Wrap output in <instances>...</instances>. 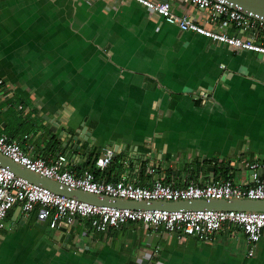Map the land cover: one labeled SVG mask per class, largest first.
I'll return each mask as SVG.
<instances>
[{
  "label": "crops",
  "instance_id": "1",
  "mask_svg": "<svg viewBox=\"0 0 264 264\" xmlns=\"http://www.w3.org/2000/svg\"><path fill=\"white\" fill-rule=\"evenodd\" d=\"M172 6L203 17L185 0ZM0 80V135L55 160L67 153L62 140L51 151V138L84 123L94 144L66 166L92 169L118 151L94 169L100 179L252 185L244 161H264V57L184 31L134 0H0ZM17 206L0 229V264H264V235L249 256L232 225L211 241L138 222L103 233L85 219L62 231L36 211L14 221Z\"/></svg>",
  "mask_w": 264,
  "mask_h": 264
},
{
  "label": "built area",
  "instance_id": "2",
  "mask_svg": "<svg viewBox=\"0 0 264 264\" xmlns=\"http://www.w3.org/2000/svg\"><path fill=\"white\" fill-rule=\"evenodd\" d=\"M134 1L166 22L177 24L184 31L204 35L235 51L248 50L264 57V20L244 13L239 6H234L228 0H185L203 13V17L196 20L191 15L178 16L173 12V3L184 0ZM230 27L235 29L234 33L229 32ZM0 152L14 162L69 188L99 196L137 201L264 199V179L261 177L264 161L260 160L244 161L254 180L252 185L237 184L232 178H225L206 183L191 180L184 186H174L162 179L154 180L152 185H143L136 178L122 177L113 181L98 178L94 169H104L112 162L115 155L112 148L95 160L92 169L83 171L67 167L66 154H60L55 160H48L41 155L29 153L20 140L7 135H0ZM153 171L149 169V172ZM16 205L21 206L24 219L36 211L37 218L47 222L51 229L60 228L63 222L69 227L79 220L88 219L92 229L109 233L128 222H138L156 229L162 228L170 233L211 241L214 233L224 226L232 225L244 233L245 241L249 245V256L254 254L264 235V211L212 208L133 209L97 204L32 183L0 162V229L5 227L6 218Z\"/></svg>",
  "mask_w": 264,
  "mask_h": 264
},
{
  "label": "water",
  "instance_id": "3",
  "mask_svg": "<svg viewBox=\"0 0 264 264\" xmlns=\"http://www.w3.org/2000/svg\"><path fill=\"white\" fill-rule=\"evenodd\" d=\"M234 6H239L241 10L254 17H259L264 20V0H228ZM240 36V35H239ZM53 131H57V127L54 125L52 127ZM59 140H62V146L66 148V153L68 156V162L70 163L79 154L76 153L81 145L91 138V142L88 144V151H91L92 145L94 144L95 138L91 136V132L88 130L86 125L82 123V128H76L75 130H61L57 136ZM71 139L70 143H67L66 139ZM61 146V148H62ZM119 152L115 151L114 157L118 156ZM83 160L85 156L81 155ZM142 160L146 161L147 156L141 157ZM0 162L4 165L9 166L17 175H20L30 182L48 187L51 190L64 194L67 196H74L81 200H86L97 204H106L116 207H129L133 209H169V210H179V209H238V210H249V211H264V199H192V200H178V201H166V200H152V201H137L131 199L123 198H111L109 196H99L94 193L86 192L83 190L69 188L66 185L60 184L58 181L51 179L47 176L41 175L32 171L21 164L14 162L8 156L0 152ZM202 168H200L201 170ZM211 171V168H208ZM216 168L212 166L214 171ZM251 173V172H250ZM213 176V173H210ZM214 181V178L211 179ZM21 213V206H17L13 213V220L16 221ZM67 223L63 222L60 226V230L66 231ZM70 234L66 236L68 240Z\"/></svg>",
  "mask_w": 264,
  "mask_h": 264
},
{
  "label": "trees",
  "instance_id": "4",
  "mask_svg": "<svg viewBox=\"0 0 264 264\" xmlns=\"http://www.w3.org/2000/svg\"><path fill=\"white\" fill-rule=\"evenodd\" d=\"M59 141L60 140L57 138V136L51 138V141L48 143L51 151L56 152L61 149Z\"/></svg>",
  "mask_w": 264,
  "mask_h": 264
},
{
  "label": "rangeland",
  "instance_id": "5",
  "mask_svg": "<svg viewBox=\"0 0 264 264\" xmlns=\"http://www.w3.org/2000/svg\"><path fill=\"white\" fill-rule=\"evenodd\" d=\"M6 224H7V226L9 227L8 229H10V227H11V225H12V224L10 223V221H7ZM56 232H57V234H60V233H61L60 231H56ZM76 232H79V231H78V230H75V233H76ZM240 244H241V243H239L238 246H240ZM246 247H247V246H246V243H245V240H244V241H242V245H241V247H240V248H241L240 251L243 253V251H245Z\"/></svg>",
  "mask_w": 264,
  "mask_h": 264
}]
</instances>
